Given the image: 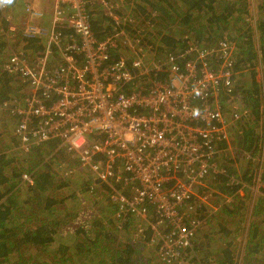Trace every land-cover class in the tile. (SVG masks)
<instances>
[{
  "label": "built area",
  "instance_id": "2783aa9c",
  "mask_svg": "<svg viewBox=\"0 0 264 264\" xmlns=\"http://www.w3.org/2000/svg\"><path fill=\"white\" fill-rule=\"evenodd\" d=\"M37 1L12 0L24 15L10 19L6 31L11 43L40 38L36 68L25 49L9 47L6 67L29 88L22 99L1 103L15 119L13 134L24 148L58 140L93 187L107 186L98 196L108 198L115 215L144 221L150 241L161 240L157 254L176 256L193 241L201 224L197 215L212 197L198 188L218 171L219 143H230L235 133L239 106L229 116L220 110L232 84L231 43L221 41L216 50L189 47L155 61L152 42L136 47L137 39L123 30L129 14L118 0H40L52 1L41 7ZM12 2L0 9L14 11ZM96 15L112 19L117 30L97 38L90 28ZM119 47L129 55L130 69L112 59ZM211 57L220 60L217 67L210 66ZM157 63L167 68L165 82L140 84L141 74ZM22 179L31 182L28 174Z\"/></svg>",
  "mask_w": 264,
  "mask_h": 264
},
{
  "label": "trees",
  "instance_id": "16d2710c",
  "mask_svg": "<svg viewBox=\"0 0 264 264\" xmlns=\"http://www.w3.org/2000/svg\"><path fill=\"white\" fill-rule=\"evenodd\" d=\"M257 1V12L250 16L249 0L117 1L128 9L129 18L122 27L137 39L136 47L146 49L155 40V61L189 47L216 50L221 41L232 47V84L223 92L220 110L229 116L234 104L238 105L239 117L232 123L233 140L219 143L223 150L218 171L210 174L207 187L199 186V193L208 189L222 203L207 218L197 215L201 228L191 244L179 248L176 256L164 258L157 256L161 240L150 241L151 229L142 226L144 221L138 217L115 215L114 205L98 207L94 213L89 207L73 212L65 203L67 196H57L65 188L71 190V197L76 194L72 174L80 179L74 182L83 192L96 195L107 189L105 184L93 187L88 172L78 168L75 155L60 147L58 140L24 148L13 134L14 126L9 132L7 123L16 122L1 103L22 99L29 91L26 82L6 67L9 49H25L31 66L40 38L8 42L10 19L24 14L17 2H12V12L0 9V111L6 116L5 125L0 119V264H143L140 256L145 258V253L151 256L146 260L158 258L154 264H264V0ZM90 28L97 38L117 30L114 21L104 15L93 17ZM111 57L130 69V57L120 47ZM209 60L212 68L220 63L215 57ZM167 75L166 66L157 63L139 81L142 85L165 82ZM22 174H28L31 182L23 180ZM92 205L99 206L98 201ZM146 217L152 223L159 220L156 215Z\"/></svg>",
  "mask_w": 264,
  "mask_h": 264
},
{
  "label": "rangeland",
  "instance_id": "374dc122",
  "mask_svg": "<svg viewBox=\"0 0 264 264\" xmlns=\"http://www.w3.org/2000/svg\"><path fill=\"white\" fill-rule=\"evenodd\" d=\"M258 3V1L257 0H249V7H248V13H249V16L250 15H255L256 14V12H257V9H256V4ZM121 10L122 11H128V9H125V8H121ZM20 29L22 28V27H19ZM20 33L17 31V38H18V35H19ZM154 40V39H153ZM153 40H151V42L153 41ZM154 42H155V40H154ZM230 43V42H229ZM22 44H24V42H21V44L20 45H22ZM37 67V64L35 63V62H32L31 63V68H36ZM13 85H18V83L16 82V83H13ZM5 118H6V116L5 115H3V113L0 111V119L2 120L3 119V125H5ZM263 119H264V116H263ZM7 125H8V128H9V132H10V129L14 126V124H9V123H7ZM74 175H76V174H72V176H71V180H72V182H71V185H72V189H75L76 190V194L74 195V196H70V193H71V190H69V189H62V190H60V192L58 191L57 192V196L58 197H61V194L60 193H62V195L63 196H67V198H66V205H67V207H69V209L71 208L72 209V211L73 212H76V211H80V210H82L83 208H88V209H91L92 211L94 210V209H96V208H98V207H101V208H104V209H108V208H112V205H111V203L109 202V201H106L105 200V198L106 197H101L100 198V196H98V195H100V193L99 192H97L96 193V195H95V193L93 192V193H90V192H83L82 191V189H83V187H81V188H79V187H76V183L74 182V181H78V180H80V179H78V178H76ZM79 176V175H78ZM73 184H75V186H73ZM78 188V189H77ZM198 191H199V188H198ZM207 191H208V189L207 190H205V192L204 193H207ZM101 192H103V191H101ZM203 193V194H204ZM92 199H94V200H92ZM93 201H98V204H99V206L97 205V206H95V207H93L94 205H92V202ZM206 207H207V210H206V212L204 213V214H202V215H206V217L205 218H207V215H209L208 214V212H210V211H212V212H217L216 211V206H218V205H220L221 206V203H220V201H219V199L216 197L215 198V196H212V197H209L207 200H206ZM215 203H217L216 205H215ZM59 207H61L60 205H59ZM62 211H65V210H62L61 209V212ZM72 211L71 210H68L67 212H71L72 213ZM96 212V214L98 215V212L97 211H95ZM93 213H94V211H93ZM86 215H93L92 213H89V214H87L86 213ZM111 215V214H110ZM114 216V215H113ZM113 216H112V218H113ZM147 216V215H146ZM145 216V217H146ZM141 223L143 222L142 220H139ZM203 221H206L205 219H203ZM204 225L206 226V222L204 223ZM200 228H201V226H200ZM120 229V228H119ZM124 231L125 230H123V232H122V234L124 233ZM130 232H131V230H129ZM141 232V230H139V228H138V231H137V233H140ZM124 235H122V237H123ZM198 237V239L200 238L199 237V235L197 236ZM202 237V236H201ZM59 238H60V236H59ZM59 238H58V240H59ZM146 255H145V258L143 257V256H140V259L143 261V264H144V261L146 262V263H150V264H154L155 262H159V261H157L158 260V258H154V260H146V258H149V257H151L150 256V254H147V253H145ZM143 255H144V248H143ZM156 255L154 254V256L153 257H155ZM157 256H158V254H157ZM157 259V260H156ZM151 261V262H150ZM178 264V263H177Z\"/></svg>",
  "mask_w": 264,
  "mask_h": 264
},
{
  "label": "crops",
  "instance_id": "0c3cea01",
  "mask_svg": "<svg viewBox=\"0 0 264 264\" xmlns=\"http://www.w3.org/2000/svg\"><path fill=\"white\" fill-rule=\"evenodd\" d=\"M36 5H38V6H52V1H40V0H38L37 2H36ZM45 10L46 11H48V7L47 8H45ZM9 26V25H8ZM38 60V59H37ZM37 60H33V62H35L36 64H37ZM39 62H40V60H39ZM98 212V211H97Z\"/></svg>",
  "mask_w": 264,
  "mask_h": 264
},
{
  "label": "clouds",
  "instance_id": "9594fccd",
  "mask_svg": "<svg viewBox=\"0 0 264 264\" xmlns=\"http://www.w3.org/2000/svg\"><path fill=\"white\" fill-rule=\"evenodd\" d=\"M12 0H0V3H11Z\"/></svg>",
  "mask_w": 264,
  "mask_h": 264
}]
</instances>
